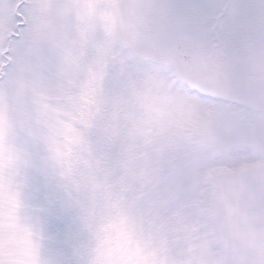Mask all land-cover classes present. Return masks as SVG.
I'll use <instances>...</instances> for the list:
<instances>
[{"label": "snow or ice", "instance_id": "obj_1", "mask_svg": "<svg viewBox=\"0 0 264 264\" xmlns=\"http://www.w3.org/2000/svg\"><path fill=\"white\" fill-rule=\"evenodd\" d=\"M0 264H264V0H0Z\"/></svg>", "mask_w": 264, "mask_h": 264}]
</instances>
